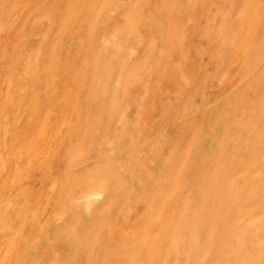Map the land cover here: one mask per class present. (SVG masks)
I'll use <instances>...</instances> for the list:
<instances>
[{
    "label": "rangeland",
    "instance_id": "rangeland-1",
    "mask_svg": "<svg viewBox=\"0 0 264 264\" xmlns=\"http://www.w3.org/2000/svg\"><path fill=\"white\" fill-rule=\"evenodd\" d=\"M0 264H264V0H0Z\"/></svg>",
    "mask_w": 264,
    "mask_h": 264
},
{
    "label": "bare ground",
    "instance_id": "bare-ground-1",
    "mask_svg": "<svg viewBox=\"0 0 264 264\" xmlns=\"http://www.w3.org/2000/svg\"><path fill=\"white\" fill-rule=\"evenodd\" d=\"M90 69H94V70H96V63H92L90 66ZM98 195V194H97Z\"/></svg>",
    "mask_w": 264,
    "mask_h": 264
}]
</instances>
